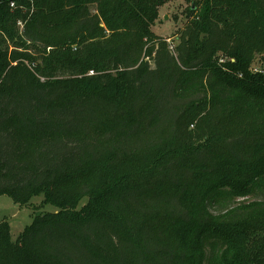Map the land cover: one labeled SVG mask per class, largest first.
<instances>
[{"label": "trees", "instance_id": "1", "mask_svg": "<svg viewBox=\"0 0 264 264\" xmlns=\"http://www.w3.org/2000/svg\"><path fill=\"white\" fill-rule=\"evenodd\" d=\"M171 1L0 0V264H264V0Z\"/></svg>", "mask_w": 264, "mask_h": 264}, {"label": "rangeland", "instance_id": "2", "mask_svg": "<svg viewBox=\"0 0 264 264\" xmlns=\"http://www.w3.org/2000/svg\"><path fill=\"white\" fill-rule=\"evenodd\" d=\"M190 5L191 2L186 0H172L161 8L159 19L153 27V31L158 36L168 41L173 54L175 45L178 42V36L188 22L187 9ZM222 60L223 62L225 61L224 58H222L221 61ZM256 61L261 62L259 57ZM255 67L261 69L259 63H256ZM253 71L255 72L256 70L253 69ZM261 199H264V196L258 193L257 196L251 197L249 200ZM86 201L87 198L83 199L80 203V207L85 204ZM57 211L58 208L54 205L45 204L43 196L39 194L34 195L30 202L24 206L16 205L12 198L7 195L0 197V221L6 220L9 222L10 233L13 240H16L21 232L32 223L35 216Z\"/></svg>", "mask_w": 264, "mask_h": 264}, {"label": "built area", "instance_id": "3", "mask_svg": "<svg viewBox=\"0 0 264 264\" xmlns=\"http://www.w3.org/2000/svg\"><path fill=\"white\" fill-rule=\"evenodd\" d=\"M28 1H32V0H28ZM15 5V3H11V6L13 7ZM221 62H223V60L221 61ZM93 72H91V74H92Z\"/></svg>", "mask_w": 264, "mask_h": 264}, {"label": "crops", "instance_id": "4", "mask_svg": "<svg viewBox=\"0 0 264 264\" xmlns=\"http://www.w3.org/2000/svg\"><path fill=\"white\" fill-rule=\"evenodd\" d=\"M2 221H4V220H2ZM1 222V221H0Z\"/></svg>", "mask_w": 264, "mask_h": 264}]
</instances>
